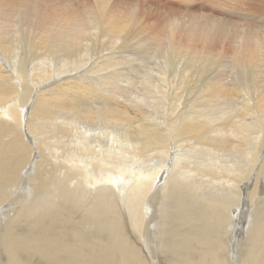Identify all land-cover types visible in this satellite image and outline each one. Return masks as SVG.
<instances>
[{
	"label": "bare ground",
	"instance_id": "bare-ground-1",
	"mask_svg": "<svg viewBox=\"0 0 264 264\" xmlns=\"http://www.w3.org/2000/svg\"><path fill=\"white\" fill-rule=\"evenodd\" d=\"M79 2L0 0V204L33 184L22 211L56 225L39 243L26 223L0 264H151L121 229L122 183L138 239L165 197L166 264H264V0H204L165 21L130 0ZM125 149L152 160L130 166ZM246 209L249 252L232 260Z\"/></svg>",
	"mask_w": 264,
	"mask_h": 264
},
{
	"label": "rangeland",
	"instance_id": "rangeland-1",
	"mask_svg": "<svg viewBox=\"0 0 264 264\" xmlns=\"http://www.w3.org/2000/svg\"><path fill=\"white\" fill-rule=\"evenodd\" d=\"M74 1H76V2H78V1H80L79 3L80 4H78V5H81V3L83 4V1H87V0H74ZM82 1V2H81ZM96 0H92V2L93 3H96L95 2ZM131 2H134V3H139V4H141L140 6H142L143 7V9H144V12H145V14L146 15H148V16H150V17H156L158 20H164L163 18H165V19H168V18H170L171 16H174L175 15V13H179V14H181V13H185V14H195V15H197V14H200V13H204V12H206V10H207V8L203 5L204 4V0H130ZM161 2V3H160ZM145 3V5H143ZM154 3H156V4H154ZM252 4V5H255V2H253V1H249L248 2V4ZM147 4V5H146ZM185 4H194L195 5V7L194 8H188V7H181V5H185ZM200 4V5H199ZM247 4V5H248ZM164 7H163V6ZM83 6V5H82ZM145 6H146V8H145ZM149 9V10H148ZM146 10V11H145ZM151 11V12H150ZM219 12V11H218ZM217 12V13H218ZM154 14V15H153ZM158 14V15H157ZM168 14V15H167ZM165 15V16H167V18L166 17H163V16ZM170 16V17H169ZM161 17V18H160ZM165 21V20H164ZM257 22H259L260 21V19H257L256 20ZM155 103V110L153 109V113H154V117L152 118V120L155 122V123H159L160 121H161V116H164L165 114H163L164 112H165V105L160 101V99H159V102H154ZM162 103V104H161ZM158 104V105H157ZM160 104V105H159ZM161 105H163L164 106V109L162 108V106ZM159 106V107H158ZM160 107H161V109H160ZM158 112V113H157ZM160 113V114H159ZM162 114V115H161ZM158 115V116H157ZM155 117H157L156 119H154ZM159 118V119H158ZM160 120V121H159ZM180 151V150H179ZM127 152V153H126ZM134 152H135V150L132 152L133 153V155H132V153L130 154L128 151H127V149H125V152H122V154H121V158L122 157H124L125 155H130V156H128L127 155V158L125 157V158H122V159H125L126 160V162L128 163V165H130V166H136L138 163H140V164H138L139 166L140 165H145L146 164V162L148 163V162H150L152 159H148V158H146V157H143V159H146V160H144V163H143V159L142 160H136V159H134ZM181 152V153H180ZM179 152V154H182L183 152L182 151H180ZM183 155V159H182V161H184L181 165H180V168L182 169L183 168V166H185V165H187L192 159H190L189 158V153H187V154H182ZM220 158H223V157H220ZM128 159V160H127ZM148 159V160H147ZM131 160V161H130ZM135 160L137 161L136 163H135ZM186 161V162H185ZM125 162V164L124 165H127V163ZM130 162V163H129ZM188 162V163H187ZM192 162V161H191ZM187 163V164H186ZM218 164V163H217ZM124 165H123V167H124ZM185 168V167H184ZM183 168V169H184ZM30 177V176H29ZM29 181V180H28ZM11 186H13V188H15L17 191V193H16V196H15V198H13V200L12 199H6L5 200V202H4V204H0V232H1V234H0V236L5 232V230H6V223L8 222V224H9V226H10V222L16 217V218H18L17 219V222H16V225H14V233L15 234H13V233H11V236L9 237V239H8V241H7V239H5V238H3V237H0V243H10V241H12L11 240V238H15L14 236L15 235H18V234H21V233H23L27 228L26 227H28L29 225H33V226H38L39 228H40V231H39V233H38V242L40 243H47L46 242V240L44 239L45 237H44V235H43V233H42V230L46 227V226H48L49 228H52V227H55L56 225L55 224H53L52 223V219L53 218H48V214L45 216V219L43 220V222H41V223H39V224H33V215H32V213L31 212H27V211H22V206L21 205H23V201H24V204H26V203H28V202H34L35 201V198L31 195V194H29V193H31L34 189H36V187L35 186H33V184H27V183H22V182H17V183H13V185H11ZM24 188H23V187ZM18 187V188H17ZM31 187H32V189H31ZM33 187H35V188H33ZM127 185L126 184H124V183H122L121 185H120V187H119V191H120V194L118 195L119 196V210L121 211V213H123L124 215H122V219H121V226L122 225H124L125 227H126V225H128V226H130V228H128V226L125 228L124 226H122V231L123 232H126L125 234L127 235V236H129L128 238H129V240H130V242L131 243H141V244H144V246L145 247H147V248H149L150 250H151V258H152V262H151V264H163L161 261H163L164 262V264H166L165 263V257H166V253H164L165 252V244H167V243H165V237L164 236H162L161 234H160V229H161V227L163 228V216H164V214H165V209H163L164 208V204H165V197H163L164 198V200H163V198H161L160 200H158L156 203H154V205L152 206V211H151V216L153 217V219L155 220V221H157V223L156 224H150L149 225V229H150V235H149V237H152V238H150V239H148V240H146L145 238H141V239H143V240H141V239H138V237L140 236H142V234L140 235V232L139 231H137V230H133L134 228H132V226H131V216L128 214V210H127V212H126V208L124 207L125 205H124V203H125V196H126V192H127ZM23 188V189H22ZM124 188V189H123ZM26 189V190H25ZM25 190V191H24ZM27 191V192H26ZM31 191V192H30ZM118 191V192H119ZM122 191V192H121ZM21 193L22 194H24L23 196H22V198H21V205H20V203L17 201V197L18 196H20L21 195ZM19 194V195H18ZM27 196V197H26ZM28 198V199H27ZM123 200H124V202H123ZM13 202V203H12ZM15 202H17V203H15ZM121 202V203H120ZM255 203V202H254ZM121 205V206H120ZM123 208V209H122ZM123 211H122V210ZM160 209V210H159ZM14 210V211H13ZM17 210V212H15ZM156 210V211H155ZM247 211H242V212H240L239 214H237L236 215V218H235V221L233 222V224H232V227H231V229L229 230L230 232H229V234H231L232 235V237H233V242H231V247H232V249H233V252H231V258H232V254H233V258L234 259H232V260H237L238 261V259H240V257H245V254H246V252H249L248 251V242H247V240H246V235H249V234H247V232L249 231V229H248V227L250 228V223H251V221H252V218H253V215L250 213V209H246ZM12 214H11V213ZM20 212H21V214H20ZM162 212V213H161ZM247 212L249 213V214H247ZM2 213H5V214H2ZM14 213V214H13ZM24 213V214H23ZM155 213V215H153ZM159 214V215H158ZM17 215H18V217H17ZM163 215V216H162ZM8 216V217H7ZM14 216V217H13ZM20 216H22V218H20L19 219V217ZM28 216H31L30 218V220H29V217ZM124 216L125 217H127V219H125L124 218ZM157 216H159V217H157ZM239 216V217H238ZM26 218H27V220H26ZM47 218H48V220H47ZM250 218V219H249ZM5 219V220H4ZM8 219V220H7ZM11 219V220H10ZM29 220V221H28ZM32 220V221H31ZM160 220V221H159ZM6 221V222H5ZM22 221V224H20V222ZM50 221V222H49ZM24 222V223H23ZM28 222H30V223H28ZM26 223H28V226H26L27 224ZM74 223V222H73ZM72 223V224H73ZM242 223V224H241ZM247 223H249V225H247ZM239 224V225H238ZM20 225V226H19ZM23 225V226H22ZM156 225V226H155ZM158 225V226H157ZM162 225V226H161ZM17 226V227H16ZM20 227V229H19V227ZM61 226H64L63 224L61 225ZM24 227H25V229H24ZM64 227H66V228H68V229H70V225H69V227L68 226H64ZM152 227V228H151ZM157 227V228H156ZM159 227V228H158ZM58 229L60 228L61 229V227L60 226H58L57 227ZM132 228V229H131ZM154 228V229H153ZM59 229V230H60ZM144 229H146V228H143V231L145 232V230ZM21 230V231H20ZM126 230H128V231H126ZM151 230H154V231H151ZM158 230V231H157ZM238 230V231H237ZM243 230V231H242ZM18 231H19V233H18ZM136 233H135V232ZM240 231V232H239ZM104 232H106V233H103V236L104 237H106V236H108V237H106V241H107V239L108 238H110V239H108L109 241L110 240H113L114 241V239H115V241L114 242H116V239H117V241H118V236L116 237V236H110V234L108 233V230L107 231H104ZM134 232V233H133ZM137 232H139V234L137 235L138 237L137 238H135V237H133V234H134V236H136V234H137ZM129 233H131V234H129ZM133 233V234H132ZM250 233V232H249ZM13 234V235H12ZM144 235V234H143ZM241 235V236H240ZM43 236V237H42ZM145 236V235H144ZM154 236H155V238H154ZM159 236H162V238L161 237H159ZM139 237V238H140ZM133 240H132V239ZM22 239V241H21V243H35L34 241H36V239L34 238L33 240H32V242H30L29 241V239H25V240H23V237L21 238ZM138 239V240H137ZM235 239V240H234ZM149 240L150 241H152V242H149ZM145 241V242H144ZM159 241H160V243H159ZM164 241V242H163ZM163 242V243H162ZM242 242V243H241ZM150 243V244H149ZM165 243V244H164ZM196 245H198L197 243H196ZM245 245V246H244ZM230 247V246H229ZM246 247V248H245ZM159 249V250H158ZM163 249V250H162ZM157 250V251H156ZM161 250V251H160ZM237 250V251H236ZM163 252V253H162ZM245 253V254H244ZM155 254V255H154ZM235 256V257H234ZM156 260H158V261H156ZM171 261V260H170ZM42 262H44L43 260H40L39 262L37 261V263L38 264H40V263H42ZM157 262V263H156ZM36 263V262H35ZM169 264H170V262H169Z\"/></svg>",
	"mask_w": 264,
	"mask_h": 264
},
{
	"label": "snow or ice",
	"instance_id": "snow-or-ice-1",
	"mask_svg": "<svg viewBox=\"0 0 264 264\" xmlns=\"http://www.w3.org/2000/svg\"><path fill=\"white\" fill-rule=\"evenodd\" d=\"M181 7L194 8L195 5L194 4H185V5H181Z\"/></svg>",
	"mask_w": 264,
	"mask_h": 264
}]
</instances>
